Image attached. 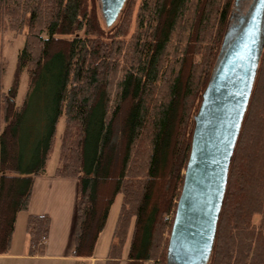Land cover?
Segmentation results:
<instances>
[{
  "label": "trees",
  "instance_id": "16d2710c",
  "mask_svg": "<svg viewBox=\"0 0 264 264\" xmlns=\"http://www.w3.org/2000/svg\"><path fill=\"white\" fill-rule=\"evenodd\" d=\"M233 3L125 0L107 26L97 0H0V37L26 31L11 84L0 85V255L46 172L62 118L53 177L78 184L72 257L93 256L121 195L106 264H167L193 118ZM49 228L47 215L27 217L28 255L44 254ZM207 264H264V43Z\"/></svg>",
  "mask_w": 264,
  "mask_h": 264
},
{
  "label": "water",
  "instance_id": "95a60500",
  "mask_svg": "<svg viewBox=\"0 0 264 264\" xmlns=\"http://www.w3.org/2000/svg\"><path fill=\"white\" fill-rule=\"evenodd\" d=\"M111 25L125 0H97ZM243 5L247 8L241 11ZM212 74L193 118L189 157L167 244V264H207L228 168L264 43V0H234Z\"/></svg>",
  "mask_w": 264,
  "mask_h": 264
},
{
  "label": "crops",
  "instance_id": "0c3cea01",
  "mask_svg": "<svg viewBox=\"0 0 264 264\" xmlns=\"http://www.w3.org/2000/svg\"><path fill=\"white\" fill-rule=\"evenodd\" d=\"M47 168V167H46ZM54 173V171H53ZM53 173L45 172L33 183L28 210L24 214V221L28 216L47 215L50 218V228L45 242V251L40 256L28 255L29 237L25 226L19 235V254L13 253L15 245V230L10 249L0 257L18 259V264H106L108 249L112 242L113 232L121 209L122 197L117 196L110 208L104 230L101 232L94 248L93 256L89 259H75L72 257L74 246V220L76 213L78 184L75 179L56 178ZM18 218V217H17ZM17 222V220H16ZM16 228V226H15ZM129 236L124 244L122 259L127 256ZM119 264H126L122 260ZM144 264H152L146 262Z\"/></svg>",
  "mask_w": 264,
  "mask_h": 264
},
{
  "label": "rangeland",
  "instance_id": "374dc122",
  "mask_svg": "<svg viewBox=\"0 0 264 264\" xmlns=\"http://www.w3.org/2000/svg\"><path fill=\"white\" fill-rule=\"evenodd\" d=\"M98 2V1H97ZM246 5H243L241 11ZM99 19L102 25H104V19L102 17L101 11L99 12ZM133 20V19H132ZM133 23V22H132ZM133 24L131 27V32L133 31ZM26 31L23 30L21 33H15L14 31L6 30L1 34L0 44H1V56H0V85L3 88V91H7L11 84L13 77V72L15 69L16 56L19 49L22 47L25 39ZM82 35V34H80ZM27 89V75L23 73L19 79V87L16 96V105L20 106L22 98L25 95ZM63 129V119L61 118L57 126L56 141L50 155V159L47 162V172L53 173L54 169L58 164V155H59V138ZM25 226L24 214H19L16 222L15 228V245L13 248L14 254H19L20 250L18 248V239L19 235H22L23 229ZM18 259L14 258H4L0 257V264H18ZM33 264V263H32ZM36 264H46V263H36ZM49 264V263H47Z\"/></svg>",
  "mask_w": 264,
  "mask_h": 264
},
{
  "label": "bare ground",
  "instance_id": "6f19581e",
  "mask_svg": "<svg viewBox=\"0 0 264 264\" xmlns=\"http://www.w3.org/2000/svg\"><path fill=\"white\" fill-rule=\"evenodd\" d=\"M247 8V5L243 8V10H245Z\"/></svg>",
  "mask_w": 264,
  "mask_h": 264
}]
</instances>
